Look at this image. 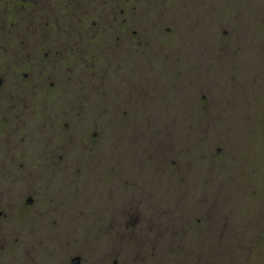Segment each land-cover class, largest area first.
I'll list each match as a JSON object with an SVG mask.
<instances>
[{"label":"flooded vegetation","instance_id":"1","mask_svg":"<svg viewBox=\"0 0 264 264\" xmlns=\"http://www.w3.org/2000/svg\"><path fill=\"white\" fill-rule=\"evenodd\" d=\"M253 12L264 13L262 0H0V125L19 136L37 131L40 157L61 168L77 158L108 166L99 181L104 225L139 247L106 248L105 264L112 255L140 261L161 241L170 264H264V136L257 145L247 138L251 127L264 135V57L258 67L252 57L264 25L253 26ZM254 88L262 106L248 118ZM140 111L166 115L141 126ZM177 111L199 113L194 152ZM149 143L166 148L157 168ZM165 189L166 209L178 198L196 204L192 226L166 218V202L156 200ZM18 204L56 229V205L36 190L24 189ZM8 210L0 200V226ZM191 237L197 250L182 242ZM59 262L91 258L71 247Z\"/></svg>","mask_w":264,"mask_h":264},{"label":"rangeland","instance_id":"2","mask_svg":"<svg viewBox=\"0 0 264 264\" xmlns=\"http://www.w3.org/2000/svg\"><path fill=\"white\" fill-rule=\"evenodd\" d=\"M262 14L253 12V26L260 25L261 27L264 25V13ZM252 49L255 50V54L252 53L253 61H258L253 65L258 67L261 58L264 57V46H255ZM254 89L255 91L251 96V107L253 109L257 107V112L247 113L248 118L251 117V114L258 113L259 115L262 106V92L259 88ZM3 102L4 98H0V103ZM139 113L141 126H143L144 120L165 119L166 115V112L140 111ZM180 113H183L182 118L178 115ZM174 114L175 121L178 122H175L176 127L185 130L188 137L186 141L189 140L190 150L194 152V136L197 134L190 129L192 127L199 133L194 126L197 125L200 118L199 113L177 111ZM30 116H32L30 111L25 113L23 117L24 127L29 123ZM52 119H54L53 116L47 120L52 122ZM181 120H185V128V124L183 127L179 124ZM222 130L226 129L223 128ZM248 130L250 134H247V138L252 141L253 145H257L263 140L264 135L259 129L251 127ZM19 135L18 133H10L7 131V127L0 125V200L7 203L9 209L8 218L0 226V234L4 236L0 240V264H61L60 258L71 247L83 249L91 258V264H105L103 250L106 248L110 250L118 248L121 251L124 250V254H129L133 252V249L139 247L134 240H123L118 236L116 237V225H113L111 229L109 225L106 227L104 225V192L101 190L102 186L99 181L105 177L108 166L100 164V158L65 160L64 167L61 168L62 165L59 163L41 158V136L37 131ZM146 147L145 153L149 166L157 168L159 165L155 160L164 154L166 148L157 143H149ZM258 153L264 157V150H259ZM252 159L253 166L262 162L255 153L252 154ZM127 161L126 158L123 165L124 169L129 167ZM97 169L100 173L97 172ZM187 178V182H192L197 180V175L189 174ZM212 181L207 185L216 184ZM225 183L227 186L231 185L233 179H226ZM26 188L36 190L40 199L56 205L51 213L57 221L56 229L48 230L42 215L35 218V215L27 216L22 213L18 203L22 198L23 190ZM159 189L162 190L163 188ZM214 189L210 187L208 191H214ZM167 193V189H165L164 194L163 192L156 193V200L163 199V202H166L164 209L166 218L184 220L188 226H192L193 222L187 219L192 218L196 213L191 216L187 213L196 212V204L190 201L189 197L178 198L169 209H166L169 203ZM162 194L163 196H161ZM228 195L229 193L224 191L223 199L227 201ZM28 196L30 194H27L26 198ZM44 220L46 221V219ZM184 226L186 231L191 230L188 226ZM105 229L109 230L107 234L104 233ZM178 241L180 240L173 239V246H176ZM182 242L186 244L189 250H197L200 247L198 237L185 238ZM159 244L154 255L148 252L145 258L137 262L134 261L132 264H170L166 261L163 242L161 241ZM108 264L130 263L123 260L122 257L112 255Z\"/></svg>","mask_w":264,"mask_h":264}]
</instances>
